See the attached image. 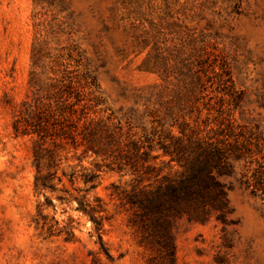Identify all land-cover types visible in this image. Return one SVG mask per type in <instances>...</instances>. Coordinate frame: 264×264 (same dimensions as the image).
<instances>
[{"label": "rangeland", "instance_id": "1", "mask_svg": "<svg viewBox=\"0 0 264 264\" xmlns=\"http://www.w3.org/2000/svg\"><path fill=\"white\" fill-rule=\"evenodd\" d=\"M68 81L112 143L46 139L51 188L36 190L38 136L14 125L43 120ZM177 139L231 166L222 219H175V264H264V0H0V264L162 263L121 192L178 178ZM131 142L149 157L136 168L119 157Z\"/></svg>", "mask_w": 264, "mask_h": 264}, {"label": "trees", "instance_id": "2", "mask_svg": "<svg viewBox=\"0 0 264 264\" xmlns=\"http://www.w3.org/2000/svg\"><path fill=\"white\" fill-rule=\"evenodd\" d=\"M61 87L64 89L62 92L58 91L59 103L55 107L46 105L47 109L39 112L44 115L43 120L38 119L33 123L25 121L26 125H21L20 120H17L14 125L16 132L24 134L29 126L31 132L38 136L33 151L36 190L51 188L54 154L44 148L46 139L61 138L71 143L79 139L90 150L94 148L101 130L109 145L113 139V135L105 127L99 128L93 124L88 117L87 107H78L81 99L70 81L61 84ZM41 105L42 103L36 105V109L40 110ZM43 111H47V114ZM126 148L124 151L119 150V157L124 160L125 166L136 168L138 160L144 163L149 158L146 151L140 153L142 147L136 142H131V148L126 145ZM163 149L173 161L182 163L184 170L178 178H165L154 187L141 186L140 181H137L130 192H121V199L134 209L133 220L139 225L142 240L158 251L163 260L160 264H175V246L171 234L175 219L183 215L203 219L212 210L218 212L222 219L228 211V203L225 186L218 180V176L227 171L231 164L227 151L213 143L198 141L189 146L177 139L173 141L172 149L168 146ZM123 166L119 163L117 169H122ZM44 168L47 169L45 173ZM82 179L85 184L90 185L86 192L96 187L97 174H85ZM91 211L95 212L93 209ZM42 219L45 220L44 217ZM92 222L96 230H100L101 219L92 217ZM98 239L101 240L100 236ZM101 249L110 259L102 244ZM91 264L98 263L93 260Z\"/></svg>", "mask_w": 264, "mask_h": 264}]
</instances>
